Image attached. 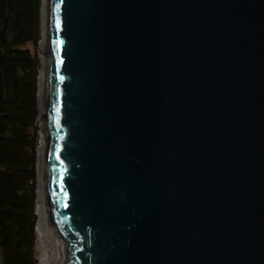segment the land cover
Instances as JSON below:
<instances>
[{
	"label": "water",
	"instance_id": "95a60500",
	"mask_svg": "<svg viewBox=\"0 0 264 264\" xmlns=\"http://www.w3.org/2000/svg\"><path fill=\"white\" fill-rule=\"evenodd\" d=\"M48 18L55 264H264V0Z\"/></svg>",
	"mask_w": 264,
	"mask_h": 264
},
{
	"label": "trees",
	"instance_id": "16d2710c",
	"mask_svg": "<svg viewBox=\"0 0 264 264\" xmlns=\"http://www.w3.org/2000/svg\"><path fill=\"white\" fill-rule=\"evenodd\" d=\"M42 0H0V264H37Z\"/></svg>",
	"mask_w": 264,
	"mask_h": 264
},
{
	"label": "bare ground",
	"instance_id": "6f19581e",
	"mask_svg": "<svg viewBox=\"0 0 264 264\" xmlns=\"http://www.w3.org/2000/svg\"><path fill=\"white\" fill-rule=\"evenodd\" d=\"M42 2H44V8H47V12L49 15V0H47V6L45 4V0H42ZM49 22V18L47 21V24ZM46 28L44 27L43 30V38L42 40H46V43H48L49 38H48V32H47V25ZM47 38V39H46ZM44 41H42V45L40 47V51L41 50H45V45H44ZM47 60L45 59V55H43L41 57V63L42 64V68H41V75H40V84H39V88H38V105H39V122L41 124V141H40V145H39V158L40 160L42 159V157L45 155L44 151V142L45 139L47 141V126H46V119L44 117L45 111H46V106H47V96L48 94H46V98H44V87L46 86V84L44 85V83H46V81H49V73L47 72V69L45 71V66L46 65ZM47 88V87H46ZM46 90V89H45ZM46 92H48V90H46ZM46 157H47V152H46ZM44 169V168H43ZM38 181H40V183L38 184V203H37V209L36 212L38 213V221H37V225H36V231L38 233V236L41 235L42 231H47L49 237L52 240H55V232H56V225L54 223V221L51 218V213H50V209H49V200H48V190H47V172L46 174H44L42 172L41 169V164H39V175H38ZM47 235V234H45ZM48 237V238H49ZM47 239V237H46ZM49 241V239H48ZM54 243V241H53ZM55 257H53V264H55Z\"/></svg>",
	"mask_w": 264,
	"mask_h": 264
},
{
	"label": "rangeland",
	"instance_id": "374dc122",
	"mask_svg": "<svg viewBox=\"0 0 264 264\" xmlns=\"http://www.w3.org/2000/svg\"><path fill=\"white\" fill-rule=\"evenodd\" d=\"M43 3L44 2H41V22H42L41 33L42 34H41V38H40V42H39V47L37 49V52H38L39 58H40L38 88H39V84H40L41 68H42V64H43V63H41V57L43 56V54H42L43 50L40 51V47L42 45V41H44V40H42L44 27L46 28V26H44V25H48L49 24V23L47 24V21H48L47 8L46 7L44 8V4ZM45 4L47 6V0H45ZM44 45H45V48H46V46H47L46 40L44 41ZM45 59L47 60V58H45ZM46 69H47V66H45V71H46ZM47 83H48V81L46 83H44V85L46 84V86L44 87V98H46V94H47V92H46ZM38 124H39V139H38V148H37V150H38V154H37V174L39 175V164H41L42 172L44 174H46L45 166H46V159H47V157H46L47 141L45 139V142H44V145H43L44 149H45V150H43L45 155L40 160V158H39V145H40V141H41V132H42L41 127L42 126H41V124L39 122V119H38ZM38 175H37V177H38ZM39 183H40V181H38V184ZM37 198H38V188H37ZM37 203H38V200L36 201V209H37ZM38 218H39V216H38V213H37V221H38ZM36 225H37V223H36ZM45 234H47V235H45ZM46 237H47V239H46ZM48 237H49V235H48L47 231H42L40 236H38V233H37V238H36V242H35V259L37 261V264H53V257H55L54 248H53V246H54L53 241L54 240H52L50 237L49 238ZM48 239H49V241H48Z\"/></svg>",
	"mask_w": 264,
	"mask_h": 264
}]
</instances>
